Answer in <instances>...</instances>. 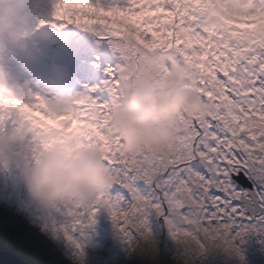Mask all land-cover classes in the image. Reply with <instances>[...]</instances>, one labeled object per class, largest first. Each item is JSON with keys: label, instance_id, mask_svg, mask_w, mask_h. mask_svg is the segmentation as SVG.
<instances>
[{"label": "snow or ice", "instance_id": "6c2138e0", "mask_svg": "<svg viewBox=\"0 0 264 264\" xmlns=\"http://www.w3.org/2000/svg\"><path fill=\"white\" fill-rule=\"evenodd\" d=\"M52 17L61 27L100 26L118 57L100 85L85 87L59 116L42 111L39 95L0 97V119L12 123L20 112L37 137L89 140L114 177L87 209H54L70 222L53 224V233L79 248L73 233L103 208L128 246L139 238L150 247L154 228L185 255H239L245 234L264 235V0H52ZM173 70L213 112L178 120L173 141L150 162L143 152L122 158L108 116L123 85ZM237 179L250 184L239 188Z\"/></svg>", "mask_w": 264, "mask_h": 264}, {"label": "clouds", "instance_id": "9594fccd", "mask_svg": "<svg viewBox=\"0 0 264 264\" xmlns=\"http://www.w3.org/2000/svg\"><path fill=\"white\" fill-rule=\"evenodd\" d=\"M32 5L33 0H0V97L4 99L31 102L37 96L27 81L10 71V66L36 60L41 45L54 36L51 27L34 22ZM186 80L182 72L173 70L155 82L142 75L123 85L108 116L122 158L143 152L148 154L143 162L148 163L173 141L178 120L188 123L211 115V106ZM76 99L63 91L45 93L42 111L59 116L72 111ZM12 115V123L0 119V163L15 164V183L23 189L29 208L41 214L56 208L87 209L111 188L114 177L89 140L37 137L23 114Z\"/></svg>", "mask_w": 264, "mask_h": 264}, {"label": "rangeland", "instance_id": "374dc122", "mask_svg": "<svg viewBox=\"0 0 264 264\" xmlns=\"http://www.w3.org/2000/svg\"><path fill=\"white\" fill-rule=\"evenodd\" d=\"M31 12L34 22L51 27L54 36L41 45L36 60L22 67L10 66L13 75L27 81L28 87L41 98L45 93L60 91L79 98L85 87L99 86L105 70L118 62L103 29L98 25L59 26L60 22L52 17V0H33ZM17 171L13 162L0 163L2 252L20 258L15 254L18 251L35 264H184V260L190 264H264V235L252 232L238 242L239 255L218 248L202 253L189 251L185 255L166 231L157 233L154 228L150 247L139 238L128 246L103 208L97 210L90 226L73 233L80 244L76 248L63 234H54L52 230L53 224L66 225L70 218L54 210L41 214L29 208L23 189L15 183ZM6 244H10L9 248H5Z\"/></svg>", "mask_w": 264, "mask_h": 264}, {"label": "water", "instance_id": "95a60500", "mask_svg": "<svg viewBox=\"0 0 264 264\" xmlns=\"http://www.w3.org/2000/svg\"><path fill=\"white\" fill-rule=\"evenodd\" d=\"M237 187L244 188L250 184L248 181H243L242 179L236 180ZM0 264H27L20 258L11 255L10 253L0 251Z\"/></svg>", "mask_w": 264, "mask_h": 264}, {"label": "trees", "instance_id": "16d2710c", "mask_svg": "<svg viewBox=\"0 0 264 264\" xmlns=\"http://www.w3.org/2000/svg\"><path fill=\"white\" fill-rule=\"evenodd\" d=\"M48 57H49V54H48ZM52 60V59H51ZM53 61V60H52ZM41 67V65H39V66H36L35 68L37 69V68H40ZM34 68V67H33ZM49 76H51V75H49ZM5 245V244H4ZM9 245L10 244H6V246H5V248H9ZM17 256H19L20 257V259H22L23 261H25V262H29L27 259H26V257H24V255H22L20 252H18V251H16V253H15ZM29 263H31V264H35V263H33V262H29Z\"/></svg>", "mask_w": 264, "mask_h": 264}]
</instances>
